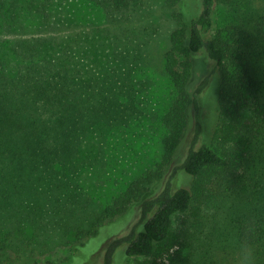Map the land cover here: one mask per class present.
I'll return each instance as SVG.
<instances>
[{
    "label": "trees",
    "instance_id": "trees-1",
    "mask_svg": "<svg viewBox=\"0 0 264 264\" xmlns=\"http://www.w3.org/2000/svg\"><path fill=\"white\" fill-rule=\"evenodd\" d=\"M189 1L197 11L175 15L164 54L172 97L158 160L114 190L152 96L140 49L105 24L129 0H0V264L61 246L76 254L134 212L103 247V264H233L248 220L264 264V0L225 2L221 25L223 0L172 3ZM200 56L209 72L193 88ZM213 86L207 129L202 98Z\"/></svg>",
    "mask_w": 264,
    "mask_h": 264
},
{
    "label": "rangeland",
    "instance_id": "rangeland-1",
    "mask_svg": "<svg viewBox=\"0 0 264 264\" xmlns=\"http://www.w3.org/2000/svg\"><path fill=\"white\" fill-rule=\"evenodd\" d=\"M228 1L223 0V4L219 5L217 14L219 25L230 17L229 6L225 4ZM129 2L127 9L118 13L114 12L111 16V19L116 21L115 24L111 22L105 24L111 30L112 37L119 42L122 41L119 43L121 46L125 47L129 43L134 47L129 51L140 49L139 57L142 65L140 74L141 77L151 79L149 88L152 96L148 109L149 118L145 121V127H142V136L137 135L134 138L133 145L131 144L132 149L127 151L126 156L121 158L113 170L114 182L111 188H115L114 190L126 187V184L138 176L143 169L145 170L158 160V156L154 155L160 149V137L163 132L161 118L172 97L170 81L163 72L164 54L171 46L170 37L178 25L175 15L183 14L185 18L190 19L197 11V5L192 1L172 3L173 0H129ZM236 3L238 6L239 1L237 0ZM253 4L254 7H258L261 3L260 0H255ZM136 45H142V47L139 48ZM208 72L209 65L206 58L197 57L192 87L194 88ZM216 93L217 88L213 86L202 98V119L207 129L213 125L212 120L217 112ZM192 136L191 129L181 150L184 155ZM182 182H186V177L183 176ZM137 218V213L134 212L109 223L100 230L97 237L89 240L76 254L72 255L70 248L61 246L46 256L32 259L29 264H103L101 252L103 247L113 236L131 227ZM124 261L121 260L120 263H125Z\"/></svg>",
    "mask_w": 264,
    "mask_h": 264
},
{
    "label": "clouds",
    "instance_id": "clouds-1",
    "mask_svg": "<svg viewBox=\"0 0 264 264\" xmlns=\"http://www.w3.org/2000/svg\"><path fill=\"white\" fill-rule=\"evenodd\" d=\"M255 233L254 222H245L243 233L238 235L233 243V264H256V248L252 240Z\"/></svg>",
    "mask_w": 264,
    "mask_h": 264
}]
</instances>
